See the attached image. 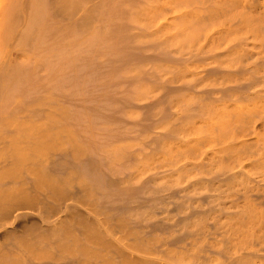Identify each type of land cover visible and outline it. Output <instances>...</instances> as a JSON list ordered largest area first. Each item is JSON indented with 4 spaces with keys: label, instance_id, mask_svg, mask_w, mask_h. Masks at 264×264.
I'll list each match as a JSON object with an SVG mask.
<instances>
[{
    "label": "bare ground",
    "instance_id": "obj_1",
    "mask_svg": "<svg viewBox=\"0 0 264 264\" xmlns=\"http://www.w3.org/2000/svg\"><path fill=\"white\" fill-rule=\"evenodd\" d=\"M3 56L0 264H264V0H0Z\"/></svg>",
    "mask_w": 264,
    "mask_h": 264
},
{
    "label": "rangeland",
    "instance_id": "obj_2",
    "mask_svg": "<svg viewBox=\"0 0 264 264\" xmlns=\"http://www.w3.org/2000/svg\"><path fill=\"white\" fill-rule=\"evenodd\" d=\"M217 29V27H213V28H211L210 29V31H213V30H215V29ZM209 30V29H208ZM11 41V40H10ZM9 43H12V41L11 42H9ZM12 48L11 50H10V47ZM9 47V48H8ZM249 48H250V46H249ZM13 50V51H12ZM18 50V51H17ZM20 49H18L17 47H14V44L12 43V45H8V46H6V50L5 51H10L11 53H12V55H17V56H15L18 60H20V59H22V57H23V54H25V52H23L22 50H20ZM253 50V49H252ZM15 53V54H14ZM8 58V61L9 60H11V57H6V56H3V57H0V60L1 61H5L6 59ZM251 60V59H250ZM0 66H2V64L0 63ZM192 69L193 68H191V66L190 65H188L187 67H186V74H184V75H180V76H178V81L175 83L174 82V84H181L183 81H187V80H189L190 78H191V75H190V73L189 72H191L192 71ZM196 70H198V68H196ZM233 72H235V71H232L231 70V72L229 71V79H228V83H232V84H234V83H237V82H239V80L238 79H240V80H242L243 78V75H239V74H241V73H237V74H235V73H233ZM213 75V76H212ZM186 76H188V77H186ZM214 77L215 79H217V78H219L220 77V75H218V74H210V75H208V76H206V77ZM231 76H233L234 78H235V80H234V78L232 77L231 78ZM238 76H239V78H238ZM201 78L200 80H197L195 83H196V88L197 89H200L199 88V86H200V84L202 83V82H204V83H208L210 80L208 79V78ZM237 77V78H236ZM244 77H245V75H244ZM232 80H234V81H232ZM212 82V81H211ZM211 82H209V83H211ZM182 90V91H181ZM181 90H179V92H177V93H180L179 95L177 94L176 96H174L173 97V100L171 101V105H173L174 106V108L176 107V109H177V107L179 106L178 104H177V101H179V100H181V99H186V96H187V94L188 93H190L191 91H188V89L186 90L185 89V91H184V89H181ZM181 92H182V94H184L185 92V94H184V96H181L182 94H181ZM157 95L159 94V92H155ZM179 96V97H178ZM181 96V97H180ZM177 97V98H176ZM132 110V109H131ZM182 124V123H181ZM180 124V126L179 125H177V126H179L180 127V129H181V127H182V125ZM172 127V126H171ZM123 144H126V143H123ZM122 143H121V145H123ZM229 194V200H231L233 197H232V192H228ZM215 214H216V212H214V210L213 211H211V212H209V215H207V217H209V221H213L214 219H219V221H225L226 220V217H225V215H221V216H219V218H218V216H216L215 217ZM213 216V217H212ZM207 220V219H206ZM207 220V221H208ZM202 221H204V224H205V226L207 225V221H205L204 219L202 220ZM205 237V238H204ZM192 239H193V237H192ZM201 239V240H200ZM199 240L200 241H205V240H207V241H210V239H208L207 237H206V235H201V238H200ZM189 240V239H188ZM255 257V256H254ZM254 257H252V258H254ZM261 258H262V256H260ZM260 257H255V258H258L259 260H260ZM257 259V260H258ZM255 260V259H254Z\"/></svg>",
    "mask_w": 264,
    "mask_h": 264
}]
</instances>
